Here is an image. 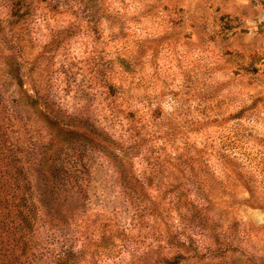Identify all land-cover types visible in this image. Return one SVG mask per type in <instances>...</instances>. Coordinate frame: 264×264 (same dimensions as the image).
I'll use <instances>...</instances> for the list:
<instances>
[{
	"label": "rangeland",
	"instance_id": "1",
	"mask_svg": "<svg viewBox=\"0 0 264 264\" xmlns=\"http://www.w3.org/2000/svg\"><path fill=\"white\" fill-rule=\"evenodd\" d=\"M29 18L24 58L52 57L43 85L60 114L87 128L98 122L115 138L125 139L132 130L150 137L133 159L134 175L149 176L143 160L149 147V163L160 166L154 171L163 183L172 181L175 168L194 170L222 222L220 241L226 233L220 252H206L199 264H264V0H34ZM69 28L73 37L65 50L47 52L51 35ZM4 42L0 87L15 91L2 70L9 48ZM63 63L71 70L70 84ZM109 74L119 89L114 98L122 113L116 119L107 107ZM39 128L34 124L32 131ZM111 173L108 165L101 170L106 183L96 186L84 217L95 235L102 233L112 204L123 200L109 188L116 182ZM158 191L148 195L171 209L168 187ZM168 215L164 220L171 224L174 215ZM117 222L126 234L114 240L110 255L98 256V264H168L169 252L158 256L147 247L154 246L152 221L130 231L132 218L121 212Z\"/></svg>",
	"mask_w": 264,
	"mask_h": 264
},
{
	"label": "trees",
	"instance_id": "2",
	"mask_svg": "<svg viewBox=\"0 0 264 264\" xmlns=\"http://www.w3.org/2000/svg\"><path fill=\"white\" fill-rule=\"evenodd\" d=\"M33 1L0 0V10L5 13V17L0 14V41L9 46L2 70L16 89L0 87V264H98V256L110 255L114 240L126 234V227L117 222L121 212L132 218L130 231L143 221H152L154 246L148 243L147 247L158 256L169 252L168 264H199L206 252L219 253L226 233L220 241L222 222L193 169L175 168L172 181L163 183L161 173H155L160 172V166L149 163V147L143 158L148 162L149 176L144 172L134 175L133 159L144 153L150 137L127 130L129 137L115 138L98 122L87 128L85 123L60 114L50 87L43 85L46 78L42 73L52 57L41 60L40 56L32 62L24 58L22 35L30 34ZM48 1L55 2L40 3ZM70 28L51 35L47 52L57 56L65 50L73 37ZM98 66L94 65L96 74L100 73ZM70 72L66 67L67 84L72 82ZM111 75L105 81L106 99L111 103L107 105L110 116L116 119L122 111L115 105L119 89L110 83ZM23 77L28 79V87ZM127 116L131 119L134 115ZM34 124L40 127L37 131H32ZM115 150L120 155L114 154ZM105 165L116 181L109 188H116L123 200L118 206L112 204L109 218L99 226L102 233L95 235L84 217L92 209L96 186L106 183L100 177ZM162 186L168 187L166 193L172 197L171 209L162 208V201L148 195V190L159 192ZM164 212L169 214L167 219L173 213L171 224L164 220ZM225 251L230 252L228 248Z\"/></svg>",
	"mask_w": 264,
	"mask_h": 264
}]
</instances>
